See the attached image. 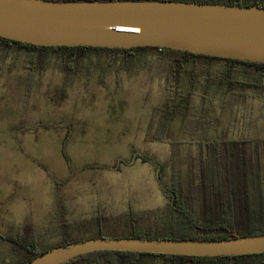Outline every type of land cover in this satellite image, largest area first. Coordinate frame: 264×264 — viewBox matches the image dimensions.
Masks as SVG:
<instances>
[{
    "label": "rangeland",
    "instance_id": "1",
    "mask_svg": "<svg viewBox=\"0 0 264 264\" xmlns=\"http://www.w3.org/2000/svg\"><path fill=\"white\" fill-rule=\"evenodd\" d=\"M23 57L0 49V264H19L20 244L33 239L43 248L67 234L122 233L132 219L135 227L155 228L168 201L155 168L135 158L163 165L167 186L172 154L181 174L195 172L201 149L189 142V129L181 133L188 114L211 121L209 139L264 140V93L224 95L219 64L210 71L213 85L196 67L189 108L177 110L168 142H151L168 99V62L141 55L126 67L91 54L66 72L49 54L30 84ZM250 262L264 264V255Z\"/></svg>",
    "mask_w": 264,
    "mask_h": 264
},
{
    "label": "trees",
    "instance_id": "2",
    "mask_svg": "<svg viewBox=\"0 0 264 264\" xmlns=\"http://www.w3.org/2000/svg\"><path fill=\"white\" fill-rule=\"evenodd\" d=\"M55 1H111V0H55ZM124 1V0H121ZM129 1H182L200 4H227L235 6L264 7V0H129ZM0 49L18 50L23 57V67L28 72L31 84L36 65L46 55L53 54L61 59L66 72L74 71L76 64L91 54H108L112 63L122 61L123 66L141 55L152 56L172 66L168 86V99L160 110L157 130L147 136L151 142H168L165 134L175 119L177 110L187 111L194 86L197 84L195 69L200 66L206 72L205 83L211 84L209 75L213 64H219L216 85L224 95L239 90L251 92L254 96L264 93V64L242 60L223 59L195 55L168 48L107 49L89 46L39 47L0 38ZM112 65V64H111ZM190 65V69L186 67ZM213 85V84H211ZM184 128L201 149L195 172L181 174L171 160L170 183L167 186L161 177L163 165L148 157H136L143 163L151 164L160 191L167 199V205L157 213L155 228L135 227L132 222L125 232L104 234L101 230L91 236L67 234L63 240L52 246L39 247L37 241L20 244L25 258L19 264H27L37 255L55 247L89 239L139 238L165 240H224L242 236L264 234V140H231L225 137L209 139L210 120H199L188 114ZM202 127L199 130V127ZM159 130V131H158ZM202 136H193L194 131ZM197 135V134H196ZM129 216L133 213L129 211ZM221 256L196 257L162 254H144L123 251H96L78 256L63 264H255L251 257ZM264 255V253L262 254Z\"/></svg>",
    "mask_w": 264,
    "mask_h": 264
},
{
    "label": "water",
    "instance_id": "3",
    "mask_svg": "<svg viewBox=\"0 0 264 264\" xmlns=\"http://www.w3.org/2000/svg\"><path fill=\"white\" fill-rule=\"evenodd\" d=\"M0 38L39 47L168 48L264 64V7L182 1L0 0ZM96 251L221 257L264 253V234L224 240L97 238L27 264H63Z\"/></svg>",
    "mask_w": 264,
    "mask_h": 264
}]
</instances>
